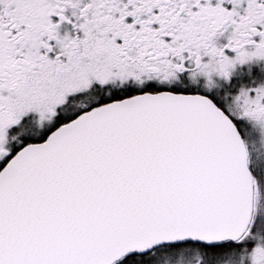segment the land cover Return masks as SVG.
I'll use <instances>...</instances> for the list:
<instances>
[{
	"label": "snow or ice",
	"instance_id": "snow-or-ice-1",
	"mask_svg": "<svg viewBox=\"0 0 264 264\" xmlns=\"http://www.w3.org/2000/svg\"><path fill=\"white\" fill-rule=\"evenodd\" d=\"M0 264H264V0H0Z\"/></svg>",
	"mask_w": 264,
	"mask_h": 264
}]
</instances>
